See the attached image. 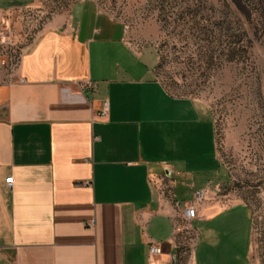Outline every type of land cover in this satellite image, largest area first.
Instances as JSON below:
<instances>
[{"label": "crops", "instance_id": "obj_1", "mask_svg": "<svg viewBox=\"0 0 264 264\" xmlns=\"http://www.w3.org/2000/svg\"><path fill=\"white\" fill-rule=\"evenodd\" d=\"M37 1L0 0V29L23 30ZM39 18L19 67L0 68V264H171L177 213L165 186L192 180L194 202L220 184L213 118L169 93L156 51L94 1ZM229 216L199 264H251L247 203L198 221Z\"/></svg>", "mask_w": 264, "mask_h": 264}, {"label": "rangeland", "instance_id": "obj_2", "mask_svg": "<svg viewBox=\"0 0 264 264\" xmlns=\"http://www.w3.org/2000/svg\"><path fill=\"white\" fill-rule=\"evenodd\" d=\"M82 1L38 0L23 30L11 28L17 48L23 51L36 36L32 24L40 16ZM92 1L124 25L133 45L156 51L155 75L169 93L198 101L215 123L223 172L220 184L197 194V217H185L183 205L193 203L200 185L165 186L177 213L179 264H191L193 257L199 264L202 242L235 219L198 221L199 212L241 202L252 211L250 263L264 264V0Z\"/></svg>", "mask_w": 264, "mask_h": 264}, {"label": "built area", "instance_id": "obj_3", "mask_svg": "<svg viewBox=\"0 0 264 264\" xmlns=\"http://www.w3.org/2000/svg\"><path fill=\"white\" fill-rule=\"evenodd\" d=\"M21 58L22 50L17 48V41L14 32L11 29H0V68L6 70L8 74H12L19 67ZM108 109L109 102L106 100L103 103L101 115H105ZM6 183L11 185L13 183V177H8ZM184 215L188 219H194L197 217L198 211L196 208V202L185 203ZM90 225H94V220L90 222ZM161 252L162 249L159 245H152L150 247V253L152 255H158Z\"/></svg>", "mask_w": 264, "mask_h": 264}, {"label": "water", "instance_id": "obj_4", "mask_svg": "<svg viewBox=\"0 0 264 264\" xmlns=\"http://www.w3.org/2000/svg\"><path fill=\"white\" fill-rule=\"evenodd\" d=\"M171 264H178V260H177V258H173V260H172V263Z\"/></svg>", "mask_w": 264, "mask_h": 264}, {"label": "trees", "instance_id": "obj_5", "mask_svg": "<svg viewBox=\"0 0 264 264\" xmlns=\"http://www.w3.org/2000/svg\"><path fill=\"white\" fill-rule=\"evenodd\" d=\"M177 260H178V264H179V259H178V255H177Z\"/></svg>", "mask_w": 264, "mask_h": 264}]
</instances>
